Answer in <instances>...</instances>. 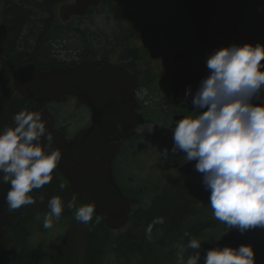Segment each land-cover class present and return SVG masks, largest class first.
I'll return each instance as SVG.
<instances>
[{
    "label": "clouds",
    "instance_id": "obj_1",
    "mask_svg": "<svg viewBox=\"0 0 264 264\" xmlns=\"http://www.w3.org/2000/svg\"><path fill=\"white\" fill-rule=\"evenodd\" d=\"M262 62L264 44H232L214 50L206 61L209 74L192 98L196 115L179 119L173 130L172 153L179 150L187 161H196L194 168L203 174V184L210 190L214 218L241 233L264 228ZM191 91L189 87L188 94ZM13 120L14 127L0 130V172L3 182L11 185L6 196L9 212L35 204L30 193L52 181V172L62 159L59 148L48 151L54 135L40 111L21 110ZM64 187L59 184L60 190ZM65 207L72 209L74 200L65 205L59 196L49 199L43 227L51 229ZM95 207L83 204L76 209L75 220L90 224ZM163 223V217L156 218L146 229L147 238H152L153 225ZM185 236L187 244L178 246L176 252L178 264H199L202 242L189 233ZM254 256L250 245L217 247L206 252L204 264H255Z\"/></svg>",
    "mask_w": 264,
    "mask_h": 264
},
{
    "label": "trees",
    "instance_id": "obj_2",
    "mask_svg": "<svg viewBox=\"0 0 264 264\" xmlns=\"http://www.w3.org/2000/svg\"><path fill=\"white\" fill-rule=\"evenodd\" d=\"M66 1L68 0H0V130L14 127L13 117L19 111H38L41 108L39 102L20 97L10 87L7 64L15 66L24 61H34L42 66L44 59L52 57L50 38L55 32L52 22L57 21L55 9L58 4ZM121 2L102 0L101 5H107L115 17L124 20L141 19L139 14L131 15L126 10L127 2ZM197 2L198 0H186L185 5L192 3L195 10H200ZM150 27L147 24V37L154 30ZM196 30L197 36L194 39L197 41V50L208 58L217 48L207 45L197 24ZM189 83L185 81L179 88L173 86L171 92L175 94L182 88L187 90ZM152 142L162 148L163 159L168 168L176 167L185 157L180 151L172 153L174 144L171 148L166 147L167 150L162 147V142L153 139ZM165 150L167 155L164 154ZM177 176L182 177L178 173ZM52 177L49 184L30 193L36 203L18 209L15 224L6 228V233L9 232V240H6L8 253L0 255L3 257L0 264H36L37 261L38 264H114L109 261L111 256L115 264H178L177 255L174 259L173 257L178 246L187 244L189 237L185 233L202 242L199 264H204V256L211 248H238L240 245H248L249 239L256 235L263 236L261 239L255 238L250 246L255 253V264H264V228L256 227L243 233L239 229L228 230L226 224L213 216L208 198L210 190L196 181L183 183L180 179L167 180L144 203L138 188L130 187L129 191L126 189L128 195L136 199L137 207L132 208L130 223L125 229L113 232L95 216L93 218L96 223L92 221L84 225L76 221L75 227L67 236L68 245L56 247L51 260L38 258L35 252L26 249L28 241L25 234L31 220L26 214L48 208V201L54 196H59L65 205L72 200L68 185L60 190L54 175ZM158 217H163L164 223L153 225L152 238L148 239L146 229ZM222 225L226 233L217 242L214 240V230L221 232Z\"/></svg>",
    "mask_w": 264,
    "mask_h": 264
},
{
    "label": "flooded vegetation",
    "instance_id": "obj_3",
    "mask_svg": "<svg viewBox=\"0 0 264 264\" xmlns=\"http://www.w3.org/2000/svg\"><path fill=\"white\" fill-rule=\"evenodd\" d=\"M171 15L169 23L163 25H154L144 19H116V27L118 29L117 31H111L107 37H102L93 30L89 34L90 29L88 26L84 28L75 25L73 29L66 31L63 28L64 23H60L58 20L53 21L52 24L55 32L53 37L50 38L52 44L50 54L52 57L44 59L45 61L43 60L42 66H38L34 61H24L15 66H11L9 63L7 64L10 75L9 84L11 85L10 69L24 63H33L38 70H47L56 65L77 66L78 64L87 63L88 72L98 75L106 74L113 84H115L114 90L110 95L109 105L121 106L126 97L133 100L134 111L139 115L140 121L132 129L133 134L131 136L119 140L121 143L119 152L112 159L113 173L120 187H122L120 182L124 184L128 180H121L118 173L121 171L122 165L127 163V159L131 153L135 152V146H139V142L144 143L148 141L149 138L163 140L168 143L173 141L174 131H172L171 136H163V131L167 127L174 130L173 124L178 121L174 120L175 116L182 118L188 117V113L190 112L188 106H194L192 104V98L199 87L200 81L206 77V75H203V73L200 74L193 67L187 68L188 65H184L185 62H189L192 59L193 55H199L204 58L199 50H194L197 46V41L194 38L184 35L182 37L183 41H180L185 46L184 48L191 50L188 58L186 57L185 59L183 51L172 50L175 44L178 43H175V39L167 36V34L177 31L173 22L178 20L179 15L177 10H174ZM75 20H78L80 24L83 22V18H75L73 21ZM132 22L136 23V25H132L131 30L126 29V26L122 25L123 23L131 24ZM147 24L151 26L150 28H154L152 30L153 33L148 37L146 33ZM200 28L201 36L207 41L208 46H211L210 41L212 42L214 40L216 42L214 45L217 48H221L220 37L216 40L210 34L204 35L201 21ZM139 41L142 42L139 43ZM145 41H147L146 44L148 43L153 46L160 45V51L158 53L160 59L165 58L163 63H157L154 66L147 65L146 59H153L156 56V51L154 52L152 50L156 49H153L154 47L152 46L146 47ZM165 46L170 47L168 51H166ZM147 49L150 50V53H147ZM185 81L190 82L188 88L191 87V94H188V88L187 90L183 88L182 90L178 89L175 94L171 92L173 86L179 88ZM71 100H73V103L80 113L81 122L78 125V129L72 135H68L66 128L55 125V127L65 132L67 139L72 138L77 133L91 126L92 112L90 107L82 104L75 96L68 97L67 102ZM39 103L41 104L39 110L46 106L41 102ZM50 104H47L48 108ZM148 126H151V129H147ZM116 130H121L120 124L116 125ZM125 133L130 135V128H127ZM116 134L113 132L108 138L112 139ZM153 146L161 153L157 145ZM131 147L134 148L133 151H131ZM52 175H54L55 180L59 184L63 183L69 186L57 170L53 171ZM130 181L132 182L133 179L130 178ZM7 210V204H5L4 211ZM17 212L18 210L14 211L15 219L18 217L16 215ZM71 214L74 215L75 219V212ZM34 221L32 220L27 227L28 229L25 235L28 243L26 244V249L30 252H35L38 258L43 257L51 260V256L56 247H65V245H68L66 243L68 242L67 236L69 235V231L68 233L60 234L57 238H54L53 235L47 237V241L44 244L32 242L28 240V236H30L31 231H36L35 226L34 228H29L31 224L35 225L37 223V221L35 223ZM92 221L96 223V219L92 218ZM8 234L9 232L6 233L5 231L3 239L4 246L0 253L1 256L2 254L6 255L5 250ZM1 256L0 259L3 260ZM36 264H38V261Z\"/></svg>",
    "mask_w": 264,
    "mask_h": 264
},
{
    "label": "water",
    "instance_id": "obj_4",
    "mask_svg": "<svg viewBox=\"0 0 264 264\" xmlns=\"http://www.w3.org/2000/svg\"><path fill=\"white\" fill-rule=\"evenodd\" d=\"M100 0H73L58 6L59 18L67 21L71 16H84L89 8L96 7ZM202 30L208 33V18L201 19ZM264 63V62H262ZM87 63L77 66L57 65L48 70L38 71L34 64L24 63L11 68L12 87L19 96L33 101L48 103L64 102L68 96L78 100L91 109V126L70 140L65 133L53 127L54 117L45 106L40 111L47 120V128L53 132L54 142L51 149L59 148L62 159L57 165L62 176L68 181L70 192L81 204L94 203L95 215L111 229L117 230L126 225L129 211L135 200L122 194L115 182L111 161L118 152L120 143H110L108 136L117 133L113 138H125L127 128H133L139 122L134 113L132 102L128 98L121 106L109 105L110 95L115 84L106 75L87 71ZM132 101V100H131ZM179 116H175L177 120ZM121 123L122 130H116ZM41 143L47 145L46 138ZM194 161H186L177 168L181 174L192 171ZM0 172V249L4 227L12 226V212L2 213L10 183L5 184Z\"/></svg>",
    "mask_w": 264,
    "mask_h": 264
},
{
    "label": "rangeland",
    "instance_id": "obj_5",
    "mask_svg": "<svg viewBox=\"0 0 264 264\" xmlns=\"http://www.w3.org/2000/svg\"><path fill=\"white\" fill-rule=\"evenodd\" d=\"M123 1L124 3L127 2L126 10L131 14H141L144 19L155 25L168 24L171 20V14L174 10H177L179 18L177 21L173 22V25L176 26L177 31L171 32L170 34H167V36L173 37V39H175V43H178L175 44L172 50L183 51V56L185 59L186 57L188 58L191 50L184 48L185 46L182 45L180 41H183L182 37L184 35L191 38H195L197 36L196 24L197 27L198 25L200 27L201 16L205 12L207 13V11L210 12L209 17L211 19L210 35L212 37L214 36L216 40H218V37H220L221 47L230 46L232 44L242 45L245 43H251L252 45H256L257 43L264 44V0H198L197 3L200 7V10H195V8L192 6V3L185 5L186 0ZM190 1L193 2L194 0ZM55 13L57 14L56 10ZM75 25L84 28L88 26L90 29L89 34H91V30H93L96 31V34L102 37H107L110 35L111 31H117L118 29L116 27L117 20L115 19L114 15L108 11L107 5H100L91 14H88L86 17H84L82 24H80L78 20H75L71 21L70 23H65L63 28L64 30L66 29V31H68ZM122 25L126 26V29L131 30V26L136 25V23H123ZM259 30L261 31L260 33ZM164 34L162 35L164 36ZM141 42L142 41H139V43ZM146 42L147 41H145V44ZM210 43L212 48H217L214 45L216 44L214 40L212 42L210 41ZM149 46H152L154 47L153 49H156L154 50V52L156 51V56L153 59L147 58V65L154 66L157 63H163L165 58L163 57L160 59V55L158 53V51H160V45L153 46L147 43L146 47ZM165 47L166 51H168L170 48L168 46ZM194 50H197V46L194 48ZM147 51V53H150L149 49H147ZM202 55L205 56L203 52ZM206 59L207 57L203 58L199 55H193L192 59L189 62H185L184 65L187 64V68L193 67L195 70H198L200 74L203 73V75L207 76L209 73L205 63ZM261 100H264V92L261 93ZM49 108L55 116V125L66 128L68 135H72V132L78 129V125H80L81 122L80 113L79 110H77L76 105L73 103V100L64 104L52 102ZM188 108L190 109L188 116H194L195 113L193 111H195V106H188ZM175 124H173V127H175ZM147 129H151V126H148ZM172 131V129L167 127L163 131V136H171ZM156 140L159 141L158 139ZM163 143H166V141H163ZM152 144L153 143L149 141H145L144 143L139 142V146H135V152L131 153L127 159V163L122 165L121 171L118 174L121 180H128L127 182H124V184L120 182L122 185L121 188H123L126 194H129L128 191L130 190V187H133L134 184L140 191V194L143 197L141 199L144 203L145 200L149 201V199L157 192V190H159L160 187L170 179H180L183 183L196 181L199 184H203V174L196 171L195 168L191 175L177 177L176 167L178 165L174 168H168L165 159H163L162 153H160L155 148V146H153L154 144ZM133 149L134 148L131 147V151H133ZM185 158L186 157L182 158L180 161L182 162ZM130 178L133 179L132 182L130 181ZM208 195L209 198L210 191H208ZM79 207L80 205L76 204L75 202L72 209H68L66 207L60 219L54 220L53 227L51 229H45L43 227L44 217L49 213L48 208H42L40 209L41 211L35 210L29 215L26 214V216L31 219L30 222L32 220H35L34 223L37 221L35 225L31 224L29 227L34 228L35 226L36 231H31L32 234L29 232L30 236H28V240L44 244V242L47 241V237L49 236L53 235L54 238H57L60 234L68 233V231L70 233L76 224L74 215L71 213H74ZM136 207L137 206H134L133 208ZM231 230L235 231L237 228H231ZM225 233L226 229L223 228L222 225L221 232L214 230V240L217 242L222 240V237H224ZM262 237L263 236L256 235L255 237L250 238L247 244L252 245L255 238L261 239ZM7 239L9 240V234ZM7 247L5 254L8 253ZM175 257L176 254H174L173 259ZM109 261L114 264L116 263L112 256L110 257Z\"/></svg>",
    "mask_w": 264,
    "mask_h": 264
}]
</instances>
